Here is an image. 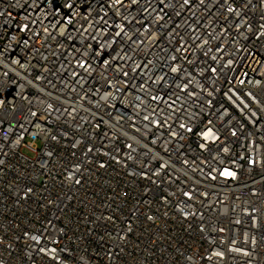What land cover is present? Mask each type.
Instances as JSON below:
<instances>
[{"label":"built area","instance_id":"built-area-1","mask_svg":"<svg viewBox=\"0 0 264 264\" xmlns=\"http://www.w3.org/2000/svg\"><path fill=\"white\" fill-rule=\"evenodd\" d=\"M0 264H264V0H0Z\"/></svg>","mask_w":264,"mask_h":264}]
</instances>
